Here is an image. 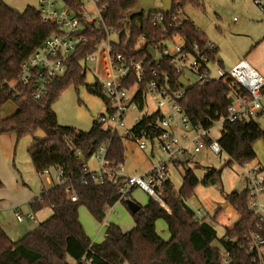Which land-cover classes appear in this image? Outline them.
I'll list each match as a JSON object with an SVG mask.
<instances>
[{
	"label": "trees",
	"instance_id": "obj_1",
	"mask_svg": "<svg viewBox=\"0 0 264 264\" xmlns=\"http://www.w3.org/2000/svg\"><path fill=\"white\" fill-rule=\"evenodd\" d=\"M137 2L100 0L105 5L102 10L105 25L117 32L119 44L116 49L124 54L148 61V49L155 48L161 40L174 34L186 37L189 42L203 44L206 41L205 35L191 20L179 19L177 14V10L181 11L186 5L201 7L198 0H173L172 8L164 14V18L166 23L172 22V17L177 19L165 33L159 26L153 25L150 18L145 19L143 13H132ZM87 28L86 43L70 55L66 74L55 79L42 98H32L31 85L15 84L19 94L14 95L8 90L7 83L16 81L19 64L56 28L42 22L36 7L27 5L17 10L0 0V134L13 132L16 142L24 136L30 137L31 143L26 152L36 173L52 167H62L66 173L64 183L51 184L29 202L33 212L51 206L49 217L15 240L10 239L0 227V264H67V257L77 264H86L85 261L87 264H205L206 250L211 264H225V252L228 253L226 264H261L252 262L253 254L247 250L244 239L252 220L245 190L225 195L238 219L225 228L218 247L211 245L216 238L212 225L205 217L196 220L193 210L185 203L197 184H215L224 167L231 164L241 167L255 159L253 146L257 140H264V127H260L253 118L223 122L217 139L220 155L225 156L222 167H210L201 178H197L191 168L185 169L191 157L173 163L183 168L178 189L168 178L156 188L165 208L150 197L145 205H139L137 211L130 212L125 204L126 199L132 200L130 192L120 199L119 184L107 181L102 185H84L80 182L82 162L79 157L87 161L102 144L105 145L103 156L109 165L123 163L125 159L122 137L102 128L97 118L87 131H83L58 124L52 109L54 100L69 84H84L90 93L100 96L104 104L108 102L98 83H84L85 76L78 63L104 37L102 32H96L90 25ZM140 36L143 37L141 43ZM214 52L216 54L217 51ZM159 63L158 81H165L171 91L183 89L177 102L193 127L209 128L219 119V114H225L230 79L197 82L183 87L169 61L162 58ZM9 100L14 104L15 111L2 117L1 108ZM139 101L141 103L142 97ZM159 116L157 111L141 116L131 127L129 139L143 136L152 143L161 132L155 124ZM37 131H41L42 135L38 136ZM71 189L76 201L70 200ZM117 201L130 213L133 227L122 231L116 224L107 223L103 240L92 242L78 219V208L84 206L98 223H103L107 208ZM158 219L167 226V240L155 231Z\"/></svg>",
	"mask_w": 264,
	"mask_h": 264
},
{
	"label": "built area",
	"instance_id": "obj_2",
	"mask_svg": "<svg viewBox=\"0 0 264 264\" xmlns=\"http://www.w3.org/2000/svg\"><path fill=\"white\" fill-rule=\"evenodd\" d=\"M254 1L264 11L263 4L261 5L258 0ZM155 4L159 3L155 0ZM36 8L42 22L54 26L56 31L46 36L41 44L19 64L16 81L13 84L7 83L8 90L14 95L19 94L15 84L31 85L32 98H42L54 80L66 74L69 57L80 45L86 43L87 27L90 25L96 32H102L104 37L94 45L92 51L85 53L78 63L84 76L86 73L93 74L95 65L102 69V76L95 77L94 80L101 86L108 99L107 104H104L105 113L97 118L101 127L110 134L121 136L123 143L132 140L138 149L144 150L148 141L143 136H135L133 139L128 137L131 127L138 119L128 126L124 116L131 109H142L146 94L156 98L155 111L159 112L160 116L155 124L156 127L161 128V132L155 141L161 157L146 171L128 174L124 171L123 163L116 165L107 163L103 156L105 147L103 144L104 146L92 155L98 162V167L90 169L82 163L79 168L80 182L84 185H102L107 181L119 184L120 199L124 198L132 188H139L162 206L163 202L158 197L156 188L167 178L169 165L187 159V156L190 158L201 149H206L214 156H220L221 148L218 141L210 136L212 126L193 127L182 112L177 99L181 97L183 89L171 91L165 81H158L159 62L162 58L169 61L173 70L178 76L182 75L188 85L209 80L230 79L229 97L232 100L227 104L225 114L218 115L217 121H220V125L236 119L248 120L260 109V102L264 98V77L245 59L238 60L225 70L217 64L218 59L214 52L217 47L210 40L199 44L189 42L182 35L174 34L171 38H164L152 48L154 55L159 57L158 60L152 61L150 55L148 61L144 58L136 59L116 49L119 37L114 28L105 25L102 16L105 5L100 3V0H37ZM179 11L177 10V14ZM148 18L153 25L159 26L165 33L176 17H172V22L166 23L164 13L151 12ZM142 38L140 36L139 43L142 42ZM185 72L195 76L192 83L189 82ZM139 97H142L141 103ZM244 166L247 168L241 170L240 180L244 183L241 190H245L248 194V207L252 213V220L244 234V239L247 250L253 254L252 262L264 264V164H245L240 168ZM37 174L51 184L61 185L66 180V173L62 167L46 168ZM70 192H72L70 200L76 201L73 189ZM14 216L18 222L32 218L31 213L22 214L19 210L14 211ZM202 217L204 216L201 209L195 210L194 218L200 220ZM227 255L228 253L225 252L223 258L225 264L228 263ZM85 262L87 264V261ZM69 264H77V262L73 261Z\"/></svg>",
	"mask_w": 264,
	"mask_h": 264
},
{
	"label": "rangeland",
	"instance_id": "obj_3",
	"mask_svg": "<svg viewBox=\"0 0 264 264\" xmlns=\"http://www.w3.org/2000/svg\"><path fill=\"white\" fill-rule=\"evenodd\" d=\"M1 1L17 10H22L27 5L37 6V0ZM198 1L201 3V7L186 5L179 11L178 17L179 19L191 20L203 32L206 38L218 45L220 53L222 52L224 55L223 68L227 70L231 67L229 60L233 54L243 51L246 52L251 49V45L255 41L251 37L260 38L264 34V11L261 10L260 6L254 0ZM258 1L262 5L261 0ZM214 67L213 65L212 68ZM185 75L190 83L195 79V76L188 72H185ZM101 76V67L95 65L93 74H85L84 83L93 84L95 77L100 78ZM10 83L13 84L14 82L10 81ZM263 100L262 105L264 109ZM4 106L5 108L6 106L10 107L12 106V102L7 101ZM156 108V98L150 94H146L142 109H131L124 116L126 124L131 126L136 119L150 114ZM52 109L57 116L58 124L72 126L83 131H87L92 121L98 118L100 114L105 113L102 98L90 93L84 84L78 86L69 84L66 86L54 100ZM253 120L263 128L264 111H261L258 115H254ZM221 132L222 125H220V121H215L210 136L212 139L217 140ZM37 135L41 136L42 132L37 131ZM29 141V136H24L18 142H14L8 163H5V161L7 162L5 157L2 159L4 162L2 160L0 161V176L4 179L2 182L3 185L0 184L2 186L1 193L6 195L7 198H23L35 184L39 185L40 183L38 175L31 168L32 164L26 152ZM257 142L262 143L264 140H257L254 144ZM123 145L125 147V165L128 163L133 165V161H136V163L138 160L141 161L142 155L146 153L148 154L146 155L148 158H152L150 155V145L154 148V158L158 159L161 157L160 149L155 140L152 143L147 142L146 149L141 151L143 154L136 148L132 140L125 141ZM224 158V155L214 156L206 149H201L198 153L191 155V161L186 164L185 169L191 168L197 178H201L210 167H222ZM87 162L90 167H98V162L94 156H91ZM177 168L181 176L183 168L180 166ZM245 168L247 166L240 168L235 164L224 167L221 171L220 179L215 184H197L193 189L192 196L185 201L186 205L194 212L197 209H201L205 220L214 228L216 238L211 242L212 246H219V238L223 236L225 228L232 226L238 219L237 213L230 206L225 195L233 191L238 192L244 187L240 176L242 174L241 170ZM172 178L175 181L179 180V176L175 172L172 173ZM25 182L28 186L24 185ZM43 183L45 184L44 180ZM25 207H27L26 203L21 204V208L25 209ZM13 219L17 222L14 216ZM26 223L24 221L22 224ZM29 225L30 223H28ZM210 259L209 252L206 250L204 263L211 264ZM66 262L69 264L70 260L66 258Z\"/></svg>",
	"mask_w": 264,
	"mask_h": 264
},
{
	"label": "crops",
	"instance_id": "obj_4",
	"mask_svg": "<svg viewBox=\"0 0 264 264\" xmlns=\"http://www.w3.org/2000/svg\"><path fill=\"white\" fill-rule=\"evenodd\" d=\"M261 2L264 6V0H261ZM196 28L198 30H200L198 27H196ZM251 38L255 39L254 43L251 45V49L247 50L246 52L243 51L240 53L233 54V56L231 57L229 62H230V65L232 66L238 60L245 59L261 74V76L264 77V34L260 38H258V37L257 38L251 37ZM206 40H209V39L206 38ZM215 45L217 47L216 48V51H217L216 56L218 59V64L221 67H223L222 63H223L224 55L222 54V52L220 53V51L218 49V45L216 43H215ZM262 100L260 102L261 104H260L259 111L254 113L252 115V118L254 117V115H258L261 111H264L263 105H262ZM4 105L1 108L2 117H6L8 115H11L15 111V106L13 103H12V106H10V107L6 106V108ZM14 142H16V139H15V134L13 132H7V133L0 134V161L5 157L7 159V162L5 161V163L6 164L8 163V158H10V155L12 153ZM30 143H31V140L29 141L28 146L30 145ZM146 147H147V144H146ZM146 147H145V149H146ZM153 149H154L153 146L150 145V155L152 156V158L151 157L148 158L146 156V155H148L147 153L143 154V152H141L143 150L138 149V150H140V153L143 154L141 161L138 160L137 163H136V161H133V165H131L130 163L125 165V162H123L124 171L128 174L141 173V172L146 171L149 168V166L155 160H157L156 158H154ZM253 150L255 152L256 157L253 161H251L248 164H254V163L264 164V142H262V143L257 142L256 144H254ZM28 158H29V156H28ZM2 161L4 162V160H2ZM79 161L84 163L90 169H96L95 167H90L88 162L84 161L81 157H79ZM18 167L20 168L19 165H18ZM177 167L178 166L171 164V165H169L168 170H167V178L171 181V183L175 189H178V187L180 186V183H181V176L179 175V170ZM31 168H33V166ZM173 172L178 174V176H179L178 181H175L172 178ZM39 179H40L39 185L35 184L27 192L25 197L20 198V199H12V198H7L6 195L1 193V187H2L1 185H3L2 182L4 179H3V177L0 176V184H1L0 185V227L6 233V235L12 240H15V239L23 236L28 231L33 230L34 227H36V225L39 222L45 220L52 213V209L49 206L43 207L40 210L35 211V212H33L30 208L29 202L34 197H37L43 190H46L51 186V183L48 184V182L45 179H43L41 177H39ZM43 180L45 181V184L43 183ZM24 185L28 186L26 182L24 183ZM46 186H48V187H46ZM130 197L132 198L133 201H135L138 205H141V206L145 205L147 203L148 199L150 198V196L146 192H144L143 190H141L139 188H132L130 191ZM23 203L27 204V207H25V209L21 208V204H23ZM162 207L165 208V205L162 204ZM15 210L21 211L22 214L31 213L32 218H25L21 222L17 223L18 221L16 220L17 222H15V220L13 219ZM14 218H15V216H14ZM78 219H79L81 225L83 226V229H84L85 233L87 234V236L91 239L92 242H97V243L101 242L103 240L105 225L107 223L116 224L122 231H127V230L131 229L134 225L133 220L130 216V213L128 212V210L125 208V206L120 201L115 202L111 207L107 208L105 219H104L103 223H98L91 216V214L87 211V209L84 206H80L78 208ZM24 221L27 222L26 223L27 225L22 224ZM32 222L34 223L33 225H32ZM28 223H30L29 226H28ZM12 228H14V229H12ZM155 231L162 239L167 240L169 238V231L167 229V226L160 219L155 221ZM67 258L70 260L69 263H72L74 261V260L70 259L69 257H67Z\"/></svg>",
	"mask_w": 264,
	"mask_h": 264
},
{
	"label": "water",
	"instance_id": "obj_5",
	"mask_svg": "<svg viewBox=\"0 0 264 264\" xmlns=\"http://www.w3.org/2000/svg\"><path fill=\"white\" fill-rule=\"evenodd\" d=\"M159 4H155V0H138L137 6L135 9L132 10V13H143L145 19L148 18L149 13L151 12H161V13H168L172 8L173 0H157ZM149 55L152 57V61L158 60L159 57L154 55V50L152 48L148 49ZM177 81L182 86H187L188 82L182 75L177 77ZM107 97V95H105ZM232 100L231 97H228V101ZM104 145L102 144L101 147ZM188 158V156H187ZM125 204L130 212H135L138 210L139 205L130 199L125 200Z\"/></svg>",
	"mask_w": 264,
	"mask_h": 264
}]
</instances>
